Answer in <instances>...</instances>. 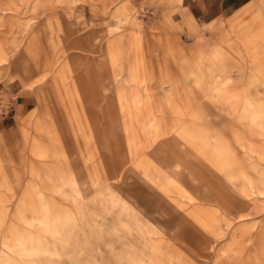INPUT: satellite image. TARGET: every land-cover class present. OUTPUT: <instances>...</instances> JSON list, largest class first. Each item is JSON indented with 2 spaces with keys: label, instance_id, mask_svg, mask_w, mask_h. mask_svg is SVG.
I'll use <instances>...</instances> for the list:
<instances>
[{
  "label": "rangeland",
  "instance_id": "374dc122",
  "mask_svg": "<svg viewBox=\"0 0 264 264\" xmlns=\"http://www.w3.org/2000/svg\"><path fill=\"white\" fill-rule=\"evenodd\" d=\"M0 0V264H264V0Z\"/></svg>",
  "mask_w": 264,
  "mask_h": 264
},
{
  "label": "crops",
  "instance_id": "0c3cea01",
  "mask_svg": "<svg viewBox=\"0 0 264 264\" xmlns=\"http://www.w3.org/2000/svg\"><path fill=\"white\" fill-rule=\"evenodd\" d=\"M249 0H187V8L196 18L213 19L223 14H229L231 11L242 6ZM20 102H12L11 112L0 116V139L10 140L13 131L16 128L17 113L24 114L27 108V95L19 96Z\"/></svg>",
  "mask_w": 264,
  "mask_h": 264
}]
</instances>
